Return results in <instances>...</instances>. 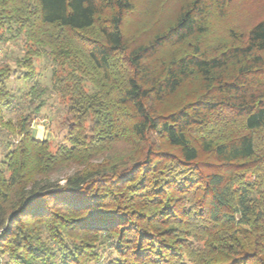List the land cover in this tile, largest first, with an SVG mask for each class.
I'll use <instances>...</instances> for the list:
<instances>
[{"label":"trees","instance_id":"trees-1","mask_svg":"<svg viewBox=\"0 0 264 264\" xmlns=\"http://www.w3.org/2000/svg\"><path fill=\"white\" fill-rule=\"evenodd\" d=\"M144 1L0 0V264H264V0Z\"/></svg>","mask_w":264,"mask_h":264},{"label":"rangeland","instance_id":"rangeland-1","mask_svg":"<svg viewBox=\"0 0 264 264\" xmlns=\"http://www.w3.org/2000/svg\"><path fill=\"white\" fill-rule=\"evenodd\" d=\"M146 1L147 0H145L144 3ZM24 45L25 41L23 38H19L16 43L9 42L4 46L0 45V62L8 61L13 67H15V60L22 58L23 56L24 52L22 48L25 47ZM36 66L38 72H40V78L43 86L48 89V94L46 95V106L42 109L41 113L37 115L36 121L33 125L34 137L40 140H50L53 146L65 143L67 140V132L63 131L60 123L65 116L66 110L63 102L56 93L54 82L52 80L54 66L48 59H41L36 63ZM21 73L22 72L19 73L20 76H22ZM29 86L30 85L27 81L23 79L12 83V87H15V89L24 93L29 90ZM16 117V114L6 112V118H12L15 120ZM1 148L2 145L0 142V151ZM52 150H55V146ZM79 169L80 168L76 165L62 166L59 168L57 173L53 175L52 180L53 182H59L63 185L65 183V178L75 174L79 171Z\"/></svg>","mask_w":264,"mask_h":264}]
</instances>
